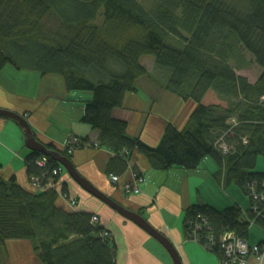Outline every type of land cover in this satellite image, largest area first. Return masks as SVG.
Returning <instances> with one entry per match:
<instances>
[{
  "label": "trees",
  "instance_id": "16d2710c",
  "mask_svg": "<svg viewBox=\"0 0 264 264\" xmlns=\"http://www.w3.org/2000/svg\"><path fill=\"white\" fill-rule=\"evenodd\" d=\"M52 14L59 31L44 29ZM242 49L262 69L254 83L230 63ZM144 56L154 58L167 91L196 103L184 128L168 123L156 147L130 137L128 122L113 115L141 78L155 77ZM6 66L60 74L69 90L93 93L82 121L99 131L91 146L111 150L119 161L118 174L110 176L128 171L135 151L159 171H193L213 159L217 181L238 186L250 206L193 204L185 211V231L203 247L211 234L216 244L208 251L222 263L225 232L248 241L252 227L264 226V173L255 171L264 156V0H154L149 9L139 0H0V71ZM75 137L76 149L87 145ZM46 146L71 159L66 148ZM42 157L47 161L39 165ZM60 165L31 152L26 166L30 184L40 180L36 192L0 173V251L8 241L25 240L40 264H118L116 245L103 237L101 224H92L94 214L62 208L65 185L46 187L50 179L59 183Z\"/></svg>",
  "mask_w": 264,
  "mask_h": 264
},
{
  "label": "crops",
  "instance_id": "0c3cea01",
  "mask_svg": "<svg viewBox=\"0 0 264 264\" xmlns=\"http://www.w3.org/2000/svg\"><path fill=\"white\" fill-rule=\"evenodd\" d=\"M141 62L156 74L155 77L141 78L138 91L128 93L123 107L115 109L113 115L128 122L130 137L140 138L156 147L168 123L184 128L196 103L191 99L184 100L162 86V71L156 67L154 58L144 56ZM92 97L91 91L69 90L64 76L60 74L42 75L38 71L18 70L13 66H6L0 71V108L24 115L36 138L55 149L64 150L75 136L87 140L84 141L87 145L76 149L71 156L78 172L125 208L140 213L175 245L183 264H191L186 246L194 245L190 241L198 242L186 236V209L197 203L211 204L219 209L229 206L218 193L206 192L202 187L205 182L212 183V187H217V183L223 190L231 185L227 187L217 181L215 174L218 166L211 158H205L197 170L175 167L159 171L152 169L147 159L137 151L132 154L128 171L120 176L119 183H113L110 174H118L120 163L114 160L111 150L91 146L98 141L99 131L82 121L86 102ZM31 152L19 124L0 116V173L6 178L15 175L22 187L36 192L38 190L30 184L26 166V158ZM133 168L145 178L138 194L123 189V183L132 179ZM63 185L78 205L73 209L61 198L59 205L68 211L98 215L101 226L111 233L116 245L118 264H174L159 241L84 190L67 171L63 172L58 188L62 189ZM233 193L236 195L237 192ZM234 197L230 199L228 195L230 202H237L244 208L243 199ZM248 241L259 244L264 239L252 242L249 234ZM33 250L30 241H8L4 255L7 261L11 258L10 264H30L36 260Z\"/></svg>",
  "mask_w": 264,
  "mask_h": 264
},
{
  "label": "rangeland",
  "instance_id": "374dc122",
  "mask_svg": "<svg viewBox=\"0 0 264 264\" xmlns=\"http://www.w3.org/2000/svg\"><path fill=\"white\" fill-rule=\"evenodd\" d=\"M139 1L147 9H149L154 2V0H139ZM59 26H60V21L58 20L57 17H55L52 14L46 18L45 24H44V29L50 30V31H59V30H61V26H60V28H59ZM150 58H153V57L150 56ZM230 63L232 66H234L236 68L237 74L247 77L250 80V82H252V83H254L258 79L259 75L262 72L261 67L255 62L254 57L250 53H248L247 51H245L243 49H242L241 58L238 60L233 59L230 61ZM238 65L239 66L241 65V67H238ZM208 101L209 100H207V102ZM255 171L264 173V156H260L258 158V162H257L256 168H255ZM216 186L217 187H215V186L212 187V183L205 182L202 189L206 192H210L209 190L215 191L214 193L215 194L218 193L219 196H221L222 199L226 203H228L229 205L232 203V202H230V199H232L234 196H237L238 199L242 198L244 201L243 202L244 208H249V206H250L249 197H247L244 194V192L238 186H236L235 184H231V186L228 187V189H226V190H223L222 187L217 185V183H216ZM234 191L237 192L236 195L233 193ZM136 194H138V193H136ZM228 195H229L230 199L228 198ZM189 239H191V238H189ZM261 239H264V226L255 225L250 230V240L252 242H255V241L258 242ZM190 242L194 245H187L186 246V253H187V255L191 261V264H222L221 260L219 259V257L215 253H212V252L208 251L207 249H204L201 245H199V243H195L193 241H190ZM178 252H179V250H178ZM4 254L5 253H4V247H3L0 251V264H10L11 258H8V261H7V258ZM30 264H40L37 253H36L35 262L32 263V261H31Z\"/></svg>",
  "mask_w": 264,
  "mask_h": 264
},
{
  "label": "built area",
  "instance_id": "2783aa9c",
  "mask_svg": "<svg viewBox=\"0 0 264 264\" xmlns=\"http://www.w3.org/2000/svg\"><path fill=\"white\" fill-rule=\"evenodd\" d=\"M79 143V138L73 137L69 143L66 145V149L68 150L69 154H72L76 146ZM222 148L226 151L227 147L225 144H222ZM47 161L46 157H42L38 160V164L42 165L45 164ZM58 173L61 174L64 171V167L60 165L57 169ZM110 179L113 183H119L121 177L118 175L112 174ZM61 180V179H60ZM145 178L143 176H138L132 171V179L125 181L123 183V189L128 193H139L141 191L140 185L144 182ZM60 182V181H59ZM32 185L35 188H40V180L38 178L33 179ZM59 183L54 182L53 179H50L46 184V187H57ZM61 190V189H59ZM60 198L67 202L69 206L73 209L76 208L78 205V201L71 196L70 192L63 193L60 191ZM257 209V208H256ZM91 222L94 226L100 225L101 220L100 217L94 214L91 218ZM197 228L194 229L192 235H196ZM103 237L111 238V233L108 230L103 231ZM192 239V238H191ZM193 240L197 241L193 238ZM198 242V241H197ZM216 244V240L210 234L208 236V242L204 245V248L207 250L213 249L214 245ZM220 249L224 252L225 261L222 264H264V245L260 246L258 244H250L245 239L238 236L233 231L225 232L220 241Z\"/></svg>",
  "mask_w": 264,
  "mask_h": 264
},
{
  "label": "water",
  "instance_id": "95a60500",
  "mask_svg": "<svg viewBox=\"0 0 264 264\" xmlns=\"http://www.w3.org/2000/svg\"><path fill=\"white\" fill-rule=\"evenodd\" d=\"M0 116L13 120L23 129L26 135V145L32 150L41 154L54 158L59 164H61L71 175V177L87 192L102 200L109 205L119 214L125 218L133 221L146 232H148L153 238L159 241L167 252L170 254L174 264H183L181 256L175 247V245L160 231L155 229L140 213L129 210L116 202L112 197L102 192L95 185H93L87 178L83 177L76 169L74 163L67 156L62 155L57 150H50L47 146L40 142L34 134L29 121L20 113L8 109L0 108Z\"/></svg>",
  "mask_w": 264,
  "mask_h": 264
},
{
  "label": "bare ground",
  "instance_id": "6f19581e",
  "mask_svg": "<svg viewBox=\"0 0 264 264\" xmlns=\"http://www.w3.org/2000/svg\"><path fill=\"white\" fill-rule=\"evenodd\" d=\"M73 154V153H72ZM65 171H67L65 168H64ZM68 172V171H67ZM249 242V241H248Z\"/></svg>",
  "mask_w": 264,
  "mask_h": 264
}]
</instances>
